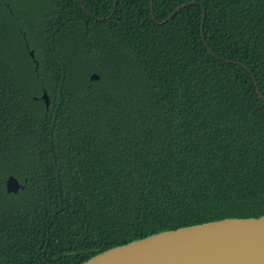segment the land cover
Wrapping results in <instances>:
<instances>
[{"label":"trees","instance_id":"16d2710c","mask_svg":"<svg viewBox=\"0 0 264 264\" xmlns=\"http://www.w3.org/2000/svg\"><path fill=\"white\" fill-rule=\"evenodd\" d=\"M153 7L0 0V264L264 214V0Z\"/></svg>","mask_w":264,"mask_h":264},{"label":"water","instance_id":"95a60500","mask_svg":"<svg viewBox=\"0 0 264 264\" xmlns=\"http://www.w3.org/2000/svg\"><path fill=\"white\" fill-rule=\"evenodd\" d=\"M151 11L154 16L153 0ZM205 12L204 8L203 19ZM31 55L34 57L33 50ZM97 78V73L91 74V79ZM42 98L48 106L47 92ZM5 184L8 192L17 193L24 188L12 174ZM80 264H264V214L226 217L159 231L110 247Z\"/></svg>","mask_w":264,"mask_h":264}]
</instances>
